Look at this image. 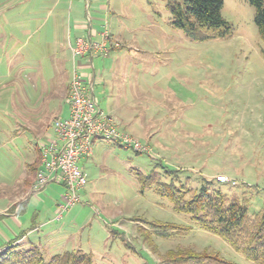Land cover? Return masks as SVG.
Returning a JSON list of instances; mask_svg holds the SVG:
<instances>
[{"label": "rangeland", "instance_id": "obj_1", "mask_svg": "<svg viewBox=\"0 0 264 264\" xmlns=\"http://www.w3.org/2000/svg\"><path fill=\"white\" fill-rule=\"evenodd\" d=\"M173 1L91 3V14L107 15L104 32L106 21L109 27L113 18L124 23L120 46L109 45V55L94 60V97L151 152L97 141L92 158L81 164L88 176L81 203L59 221L55 203H61L65 189L55 183L18 201L24 207L20 214L12 216L6 209L23 195L37 147L51 141L49 135L53 138V118L69 110L63 94L72 80L73 56L52 44L47 28L32 29L27 36H7L9 30L0 28V246L12 235L10 227L17 233L38 227L31 239L41 242L47 261L82 250L94 264H168L163 261L167 252L192 249L219 253L232 264H254L200 228L191 215L177 212L157 192V184L142 182L156 173L161 183L173 179L177 187L189 188L191 197L208 182L213 191L217 177L226 176L236 182L222 184L230 201L246 203L251 218L264 211V40L255 9L247 0H223L230 34L198 40L173 26ZM12 5L1 0L0 10L13 12ZM77 62L89 65L87 59ZM19 222H24L20 229ZM146 223L186 230L164 231ZM49 231L57 232L48 248L43 245ZM25 245L20 249L33 247Z\"/></svg>", "mask_w": 264, "mask_h": 264}, {"label": "trees", "instance_id": "obj_2", "mask_svg": "<svg viewBox=\"0 0 264 264\" xmlns=\"http://www.w3.org/2000/svg\"><path fill=\"white\" fill-rule=\"evenodd\" d=\"M247 1L255 9L254 21L260 37L264 40V0ZM223 7V0H175L170 3L169 10L176 29L183 30L195 39L206 40L223 38L230 34V25L222 16ZM37 152L36 161L28 166L29 174L24 182L26 189L33 187L37 181L41 165L39 147ZM159 180V174L156 173L142 177L144 186L157 184V192L169 198L177 212L191 215L200 228L220 236L254 264H264V211L257 218L249 217L246 203L230 201L229 195L222 190L224 185L217 180L215 184L218 187L213 191L209 187L212 184L208 182L191 197H188L191 193L189 188L184 190L177 187L173 179L171 183H161ZM146 224L164 231L186 230L170 224ZM20 238L4 246L0 253V264H94L92 256L82 250L55 254L47 261L37 246L27 250L16 246L15 243ZM145 240L150 241L151 238L145 237ZM163 261L168 264H232L219 253L197 252L192 249L171 250L163 255Z\"/></svg>", "mask_w": 264, "mask_h": 264}, {"label": "built area", "instance_id": "obj_3", "mask_svg": "<svg viewBox=\"0 0 264 264\" xmlns=\"http://www.w3.org/2000/svg\"><path fill=\"white\" fill-rule=\"evenodd\" d=\"M108 40L105 31L102 42L80 38L71 47L74 72L68 91L69 114L53 121L52 140L39 146L41 165L33 192L44 190L51 183L63 186L65 192L58 205V221L66 211L81 203L82 193L88 185V176L81 164L92 158L97 141L110 140L137 153L151 152L147 145L120 130L116 120L100 109L94 97L97 74L93 61L97 56L109 55ZM85 57L91 58L85 67L93 70L88 76L83 72L84 66L77 62ZM217 182L236 185L226 176L217 177Z\"/></svg>", "mask_w": 264, "mask_h": 264}, {"label": "crops", "instance_id": "obj_4", "mask_svg": "<svg viewBox=\"0 0 264 264\" xmlns=\"http://www.w3.org/2000/svg\"><path fill=\"white\" fill-rule=\"evenodd\" d=\"M9 1H11V3H8ZM88 1H90L89 3L90 5L87 6V9H85L86 8L85 4L87 0H6L7 4H11V5L16 4L14 5V7L16 8L19 7V10H16V8L13 12L6 11L3 9H2L3 11L0 10V19L6 21L5 24L6 26L0 25V28H7L9 30L8 33H6L7 36L8 35L15 36L13 34H15L16 32L19 36L21 35L27 36L32 34L31 31L32 29H36V31L39 32L43 28H47V35L51 34L52 44H54V46L58 47L62 51L69 52L70 55H72L71 47H73L76 44V41L80 38L91 39L94 42L103 41L105 32L103 31L104 26H102V24L106 19L107 15L105 16L101 13L91 14L89 12V9L91 8V3L96 2L98 0H88ZM45 8L49 12L47 11L44 13L43 9ZM100 9L103 11V13H105V10H107L106 6H102ZM109 21H106V23H108L107 26L109 32L108 33L109 45L112 48L115 46L119 47L120 43L118 41L119 39L118 37L120 36V33H122V25L124 23L120 21L116 24L113 18V20L111 21V25L109 27ZM12 28H17L19 31H14L12 30ZM0 34L2 35V33ZM115 34H117V36ZM84 59H87L88 63L89 61H91L90 57H85L82 58L81 60ZM85 68L87 67H84V70ZM86 76H88V74H86ZM69 85L65 87L64 90L63 97L65 98V101H68ZM59 114L60 115L53 118L51 125L49 126L50 128H52V124L55 119L66 118L69 114V110H67V113H65L64 110H61L59 111ZM108 115H110L116 120V122L120 127V130L128 134L134 135V133L131 132L128 128L122 127L123 122L121 119L120 120L118 119L119 117L118 115L115 114L114 111H112ZM49 136L52 140V136L51 135ZM151 137L152 136H150V138ZM42 144H47V143H42ZM34 193L35 192H33V187L29 189L25 188L23 195L19 197L15 203H11V205L6 209V211L12 214V216H15L16 214H20L24 207L23 205L18 206L20 202L19 203L17 202L20 201L21 199L24 200L27 199V197L29 196H33ZM58 205H59L58 202L55 203V213L58 211ZM23 224L24 222H19V224H17L18 229H20ZM16 229L17 228L10 227V230H12L11 231L12 235L7 236V239H5V245L20 237L22 238H20L15 243L16 246L27 244L25 246L31 245L38 247L39 245H42L40 241L39 243L35 244L31 239L32 235H35V233L39 232L38 227L32 228L31 231L29 232L24 231L22 233H17ZM56 232L57 231L47 232V238H46L47 244L43 246L48 247V245L50 246V244L54 245L55 242L54 236ZM3 249H4V245L0 246V253L2 252Z\"/></svg>", "mask_w": 264, "mask_h": 264}]
</instances>
